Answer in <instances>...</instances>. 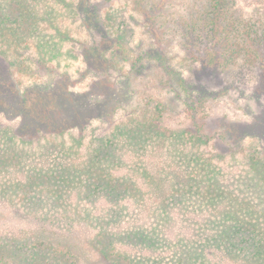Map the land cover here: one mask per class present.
<instances>
[{
	"label": "rangeland",
	"instance_id": "1",
	"mask_svg": "<svg viewBox=\"0 0 264 264\" xmlns=\"http://www.w3.org/2000/svg\"><path fill=\"white\" fill-rule=\"evenodd\" d=\"M45 1L54 3V0L42 2ZM79 1L82 2L75 0V3ZM92 2L97 4L92 10L83 9L77 15L70 10L61 11L58 6L54 16L38 14L28 23L14 21L19 28H25L29 36L32 32L27 29L36 24L40 32H47V40L61 42L60 53L50 61L42 60L36 53L38 46L32 35L29 42L33 52L29 49L26 54L21 50L22 64H10L8 61L13 60L15 50L26 42L16 39L18 45H15L10 29L0 30V57L9 63L0 62V101L1 98L4 101V105L0 102V129L3 131L0 134V264H108L90 246L85 225L79 223L67 231L68 219L59 216L60 221L53 219L59 223L54 229L49 220L43 222L28 212L37 204L62 205L63 200L53 190L59 192L67 182L59 180L58 173L49 172L59 161L61 141L73 144V137L81 134V141L87 146L93 132L110 134L117 124L135 117L137 109L155 103L161 105L160 119L164 128L170 131L196 129L207 137V143L200 147L204 155L224 153V158L228 159L224 166L226 172L237 170L235 178H243L235 186L238 182L233 174L228 177L229 189L249 203L258 204L264 217V191L262 194L257 187L253 188L251 182L252 177L259 178L257 174L261 169H252L248 161L249 153L258 145L261 147L256 135H264V61L262 66L248 73L250 79L261 80L233 88L228 84L233 68L221 74V79L207 71L210 42L208 47L187 48L171 21L166 33L161 35L160 32L157 37L155 33L160 31V24L149 26L137 11L135 0ZM205 5L206 0H171L164 16L166 20L180 19L189 13H200ZM11 9L14 13L22 12L15 6ZM233 9L243 20L256 23L260 32H264V0H235ZM114 16L116 24H123L111 27ZM125 31L128 38L122 42L121 35ZM62 35L65 38L59 41ZM146 52L149 55L144 57L141 69L131 68L132 61ZM163 57L164 61H160ZM172 69L201 78L204 80L201 86L213 93L201 87L208 95L197 96L200 90L195 87L190 93L193 95H188ZM91 110L102 114H94L84 127L66 124L71 117L85 116ZM257 120L261 121L259 131L255 128ZM239 122L246 125L243 133L234 126ZM4 132H7L5 136ZM160 148L159 145L149 146V167L158 176L164 168L173 182L175 174L182 170L179 158L169 155L171 146L162 149V152L167 151L165 154ZM186 148L191 152L197 150L189 144ZM235 152L238 159L232 157ZM80 156L72 154L65 161L78 162L82 159ZM260 157L264 162V146ZM45 228L48 232L42 230ZM190 229L187 227L186 232ZM109 255L113 264H131L126 256ZM219 258L221 264H242L239 259Z\"/></svg>",
	"mask_w": 264,
	"mask_h": 264
},
{
	"label": "trees",
	"instance_id": "2",
	"mask_svg": "<svg viewBox=\"0 0 264 264\" xmlns=\"http://www.w3.org/2000/svg\"><path fill=\"white\" fill-rule=\"evenodd\" d=\"M42 1L0 0V30L10 29L15 45H18L16 39L26 42L17 48L20 52L15 50L11 56L13 60L8 61L10 64L20 66L23 61L21 53L29 49L33 52L29 42L32 35L38 46L36 53L45 61H50L60 53L61 43L47 40V32H40L36 24L27 29L32 32L29 36L26 29L19 28L14 21L28 23L38 14L54 16L58 6L61 11L70 10L77 15L80 10L87 12V9L92 10L97 5L94 2L91 4V0L79 1L82 6L79 2L75 3V0H54L52 4ZM170 1L135 0L137 11L149 26L160 24V31L155 33L157 37L160 32L161 35L166 33V27L171 21L187 48L208 47L210 42L212 49L208 52L210 58L207 71L217 74L219 79L228 68H233V75L228 81L233 88L261 80L250 79L248 73L263 65L264 32H260L256 23L243 20L241 14L235 12V0H206L200 13L166 20L164 10ZM12 6L22 9V12L14 13ZM161 20L165 21L161 23ZM116 22L117 17H112L111 27L123 24ZM163 26L165 28L162 30ZM121 36L122 42H126L127 32ZM63 38L65 36L62 35L58 40ZM146 55L149 52L138 55L132 61L131 68L140 70ZM27 59L32 61L30 56ZM159 60L164 61V57ZM1 61L7 62L3 57H0ZM175 72L179 85L188 95H193L190 93L195 87L200 90L197 96L208 95L201 89L209 90L201 86L204 80ZM209 92L213 93L211 90ZM1 101L4 105L2 98ZM144 106L136 110L131 120L117 124L110 134L106 131L93 132L87 140V146L83 145L81 134L73 137V144L67 145L61 141L59 161L49 172L58 173L59 180L67 182H62L64 188L59 192L53 190L63 200L62 205L37 204L28 213L43 222L49 220L48 223L54 229L59 227V223H56L61 220L59 216L68 219L67 231L79 223L85 225L89 231L90 246L108 264H113L109 258V254L114 255L113 252H117L115 257H120V254L128 257L131 264H221L219 257L239 259L242 264H264L263 212L258 204L249 203L233 189H229L228 177L233 174L235 178L237 170L226 172L224 166L228 159L224 158L223 152L204 155L200 147L207 143V137L196 129L170 131L168 127L164 128L160 119V103ZM191 106L190 109L193 108ZM94 114L100 115L102 112L91 110L85 116L75 115L66 124L70 127H84ZM260 122L257 120L258 124L255 125L258 131ZM235 125L240 133L246 130L244 123ZM2 132L0 129V134ZM256 137L261 147L258 145L254 152L249 153L248 161L252 169H261L257 174L259 178L252 177L251 182L253 188L257 187L263 194L264 162L260 154L264 146V135L257 134ZM187 144L197 150L191 152L186 148ZM150 145L161 146V152L163 148L171 146L169 155H177L179 158L182 170L175 174L173 182L164 168L158 176L149 167L150 158L147 157ZM178 145L183 147L177 149ZM72 154L81 155L82 159L78 162L65 161ZM237 155L235 152L232 157L238 159ZM242 179L235 178L238 182L235 186ZM49 196L54 197L51 194ZM187 227L191 228L189 233L186 232ZM45 229L42 230L48 232Z\"/></svg>",
	"mask_w": 264,
	"mask_h": 264
}]
</instances>
